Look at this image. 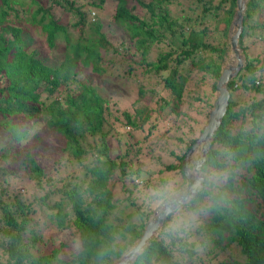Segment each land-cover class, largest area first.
Segmentation results:
<instances>
[{
	"label": "trees",
	"instance_id": "16d2710c",
	"mask_svg": "<svg viewBox=\"0 0 264 264\" xmlns=\"http://www.w3.org/2000/svg\"><path fill=\"white\" fill-rule=\"evenodd\" d=\"M176 1L0 0V264H111L166 198L159 193L168 180L153 183L149 168L178 176L175 191L187 186L181 163L202 129L191 122L204 124L212 107L236 0H186L184 9ZM107 3L110 21L102 18ZM259 43L264 0H248L238 40L245 66L227 83L228 108L203 165V189L166 217L130 264H264ZM119 56L131 94L103 93ZM151 76L167 92L157 109L144 115L134 101L121 109L132 92L153 97ZM237 92L248 96L237 99ZM160 122L167 123L162 130ZM184 126L188 139L177 134ZM167 135L177 142L163 160L158 149ZM20 171L30 183L22 192L6 178Z\"/></svg>",
	"mask_w": 264,
	"mask_h": 264
},
{
	"label": "water",
	"instance_id": "95a60500",
	"mask_svg": "<svg viewBox=\"0 0 264 264\" xmlns=\"http://www.w3.org/2000/svg\"><path fill=\"white\" fill-rule=\"evenodd\" d=\"M247 2L248 0H236V9L229 26L228 39L230 51L235 62L232 64L226 63L222 67L215 86L216 97L212 108L209 111L201 133L187 150L181 163V169L188 180L187 186L184 190L169 196L152 212V214H150L137 241L125 254L111 264L132 263L143 247H145L154 237L166 217L173 213L177 207L189 202L203 189V165L206 162L207 154L215 133L217 132L228 108L230 92L227 88V83L235 78L239 71L245 66V58L244 56H241L238 40L243 29V17L246 12ZM193 159L198 161L196 176L186 172V168Z\"/></svg>",
	"mask_w": 264,
	"mask_h": 264
},
{
	"label": "rangeland",
	"instance_id": "374dc122",
	"mask_svg": "<svg viewBox=\"0 0 264 264\" xmlns=\"http://www.w3.org/2000/svg\"><path fill=\"white\" fill-rule=\"evenodd\" d=\"M179 2H180V4H177V1L174 3L175 7L177 9H180L179 7L184 9V8H186L189 5V1H186V0H180ZM112 11H113V4L112 3H107L105 5V9H104V12L102 14V18H104L106 21H110V19H112L111 18L112 17ZM228 34H229V30H228ZM72 36L74 38H77L78 32L76 30H72ZM108 36L114 38L113 41L115 43H117L116 40L120 37V34L118 33L116 35L115 31H113V33H108ZM116 37H118V38H116ZM176 41H178L177 38H176ZM156 52H157V48L154 46L153 49L150 50V56L153 58L155 56ZM255 53H261V57L264 56V44L263 43L257 44V46L255 47ZM241 56H243L242 50H241ZM54 58H55V56H54ZM54 58L52 56H49V60L50 59L54 60ZM231 58H233V55H232V53L230 51L227 54V57H226L224 65L226 63H228V61ZM229 62H231V61H229ZM125 65H126V60L123 57L119 56V58L116 60V67L114 68L112 73L108 75V80H106V81H104L102 83V85H103L102 92L103 93H105V92L109 93L110 92V93H113V94H122V93H125L126 95L131 94L130 90L127 89V87L125 85V81H124V75L126 73ZM84 74H87L86 71L82 72V75H84ZM85 76H87V75H84V76H81V77H85ZM162 85L163 84H162V80L160 79V77H156V76L149 77V83L146 86V89L147 90H150V89H156L157 90L153 94V97H150L149 94H147L146 96H140L138 98L137 94H134V92H132L133 93L132 97L124 100L123 102H121L120 103V108L124 109V107L130 106V103L134 101V104H133L132 107L135 108V110L139 109L140 113H142L144 115L148 113L147 111H149V109H153V110L157 109V106H158L157 103H158V100H159L160 96L167 94V92L163 89ZM196 90H197V87H195V83L190 80V83L188 85V91L186 93L187 94L186 95L187 99L192 101L193 100L192 97L194 95H196V92H197ZM240 93L241 92H237L238 95ZM254 94L257 96V98H261L262 97V93H260V92L259 93H254ZM238 95L236 96L237 99L240 98L241 100L244 99L245 96H248L246 92H243L242 95H239V96ZM215 97H216V92H215ZM214 100H215V98H214ZM214 100H213V102H214ZM210 109H209V111H210ZM209 111H208V114H209ZM116 114H118L120 116V111L118 113H116ZM207 117H208V115H207ZM148 124H145V126H144L145 129H144L143 132H141L140 130L136 131V137L137 138L142 139L144 137L143 135L147 132ZM196 124L198 125V128H203L205 123L200 125V123H198V121L196 123L195 122H191V125H196ZM160 125H161V127H159V129L162 130V127L164 125H167V123H162L161 124V122H160ZM198 128H196V129H198ZM201 131H202V129H201ZM174 133H175V131H174ZM177 134L181 135L182 137H184L186 139H188V137L191 135L190 130L188 129L187 126H184L183 128L178 129ZM199 134H198V136H199ZM164 141H167V142H165V144L163 145L162 148L158 149V152H161V156H163V160H166L168 158V156H169V150H166V149L174 148L175 145H176L177 140L174 139V138H172L170 140L168 135H167ZM3 144H4L3 140L0 139V149L2 148ZM110 149H111L112 156H115L116 153L119 152L118 151V147H117V142L115 141V137H111L110 138ZM51 150L52 149L49 148L47 151L49 152ZM55 153H56V151H55ZM49 156H51V155H49ZM158 168H159V166H151L149 168V170L153 173V174H151V177L153 179L152 182L153 183H159L162 178H164V179L166 178L168 180V183L169 182H174V187H175L177 185V183H178V176H174L170 172H167V173H159L158 172L157 173L156 171H157ZM6 178L8 180V183H13L14 187L20 192H22L24 189H27V187H29V185H30L28 179L25 178V175H24L23 171H20V173H13V174L7 175ZM184 189L185 188L180 189V190H176L175 193H177L179 191H182ZM10 190H12V189H10ZM113 192H114V197L115 198H117V196H121L118 183H115V185L113 187ZM148 192H150V189L148 190ZM143 196H144V191L139 193L138 200H142ZM168 197L169 196H167L162 201H159V203L156 204V207L153 209V211L156 208H158V206L163 201H165ZM122 208L125 209L126 212H128V211H130L132 209L136 210L135 206L122 207ZM152 212H151V214H152ZM133 220L136 221V222L140 221L139 213L137 211L133 215Z\"/></svg>",
	"mask_w": 264,
	"mask_h": 264
},
{
	"label": "clouds",
	"instance_id": "9594fccd",
	"mask_svg": "<svg viewBox=\"0 0 264 264\" xmlns=\"http://www.w3.org/2000/svg\"><path fill=\"white\" fill-rule=\"evenodd\" d=\"M197 164H198V161L196 159L191 160L188 167L186 168V172L192 174L193 176H196ZM197 184H198V178H197ZM159 194L162 197L174 195L175 194L174 182H169L168 184H166L162 188Z\"/></svg>",
	"mask_w": 264,
	"mask_h": 264
},
{
	"label": "bare ground",
	"instance_id": "6f19581e",
	"mask_svg": "<svg viewBox=\"0 0 264 264\" xmlns=\"http://www.w3.org/2000/svg\"><path fill=\"white\" fill-rule=\"evenodd\" d=\"M229 61H231V62H229ZM229 61H228V63H231V64L235 62L234 58H231Z\"/></svg>",
	"mask_w": 264,
	"mask_h": 264
}]
</instances>
